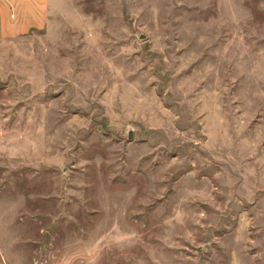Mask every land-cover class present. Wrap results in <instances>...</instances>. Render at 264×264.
Segmentation results:
<instances>
[{"label": "rangeland", "instance_id": "374dc122", "mask_svg": "<svg viewBox=\"0 0 264 264\" xmlns=\"http://www.w3.org/2000/svg\"><path fill=\"white\" fill-rule=\"evenodd\" d=\"M44 6L0 32V264H264V0Z\"/></svg>", "mask_w": 264, "mask_h": 264}, {"label": "crops", "instance_id": "0c3cea01", "mask_svg": "<svg viewBox=\"0 0 264 264\" xmlns=\"http://www.w3.org/2000/svg\"><path fill=\"white\" fill-rule=\"evenodd\" d=\"M46 14L44 0H0V32L8 37H17L31 30H40ZM11 18L17 21L11 23Z\"/></svg>", "mask_w": 264, "mask_h": 264}, {"label": "water", "instance_id": "95a60500", "mask_svg": "<svg viewBox=\"0 0 264 264\" xmlns=\"http://www.w3.org/2000/svg\"><path fill=\"white\" fill-rule=\"evenodd\" d=\"M141 38H144L143 36ZM130 138H132V134H130Z\"/></svg>", "mask_w": 264, "mask_h": 264}]
</instances>
